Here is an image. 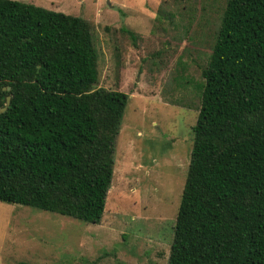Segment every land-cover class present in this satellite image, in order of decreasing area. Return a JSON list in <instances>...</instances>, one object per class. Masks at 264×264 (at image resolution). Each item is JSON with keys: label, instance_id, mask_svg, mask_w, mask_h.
Masks as SVG:
<instances>
[{"label": "trees", "instance_id": "1", "mask_svg": "<svg viewBox=\"0 0 264 264\" xmlns=\"http://www.w3.org/2000/svg\"><path fill=\"white\" fill-rule=\"evenodd\" d=\"M97 61L86 19L0 0V201L100 222L129 97ZM201 75L167 264H264V0H226Z\"/></svg>", "mask_w": 264, "mask_h": 264}, {"label": "rangeland", "instance_id": "2", "mask_svg": "<svg viewBox=\"0 0 264 264\" xmlns=\"http://www.w3.org/2000/svg\"><path fill=\"white\" fill-rule=\"evenodd\" d=\"M20 1L86 19L98 52L94 87L129 98L100 222L0 201V264H167L201 70L226 0Z\"/></svg>", "mask_w": 264, "mask_h": 264}, {"label": "water", "instance_id": "3", "mask_svg": "<svg viewBox=\"0 0 264 264\" xmlns=\"http://www.w3.org/2000/svg\"><path fill=\"white\" fill-rule=\"evenodd\" d=\"M109 0H107V2H108ZM9 88V87H8ZM9 101H10V96H7L6 97V105H8L9 104ZM6 109V106H4V107H1L0 108V112H2V111H4Z\"/></svg>", "mask_w": 264, "mask_h": 264}]
</instances>
